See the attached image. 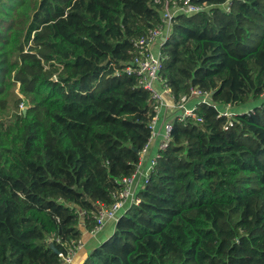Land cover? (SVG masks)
I'll list each match as a JSON object with an SVG mask.
<instances>
[{
  "label": "trees",
  "instance_id": "trees-1",
  "mask_svg": "<svg viewBox=\"0 0 264 264\" xmlns=\"http://www.w3.org/2000/svg\"><path fill=\"white\" fill-rule=\"evenodd\" d=\"M163 10L0 0V264H59L50 242L65 251L82 238L135 171L155 107L124 67ZM162 55L176 99L200 87L235 108L259 100L264 0L177 16ZM196 113L174 120L141 203L82 264H264V103L228 129L215 107Z\"/></svg>",
  "mask_w": 264,
  "mask_h": 264
},
{
  "label": "built area",
  "instance_id": "built-area-1",
  "mask_svg": "<svg viewBox=\"0 0 264 264\" xmlns=\"http://www.w3.org/2000/svg\"><path fill=\"white\" fill-rule=\"evenodd\" d=\"M155 1L164 6L161 23L151 28L146 36L134 42L132 59L124 67V70L128 74L136 75L140 86L150 90L152 93L155 107V115L151 122L152 134L140 152V160L135 171L120 180V183L123 185L122 189L112 193L114 198L113 203L110 205L100 203L98 209L92 211L95 220L94 227L89 230V233L92 235H96L101 231L109 219H115L118 222L132 205L141 203L142 198L140 192L148 184L152 170L160 157V152L168 147L171 140L174 121H167L164 124L162 141L159 144L157 152L148 157L152 141L158 132L157 124L163 107L171 104L174 108V120L178 119L181 122H185L188 118L200 119L196 113L199 104L205 103L211 105L218 110V117H225L227 119L224 128L228 129L233 125L234 115L237 113L251 112L255 106H258L255 105L247 111L237 112L231 103H217L213 99L212 90H205L200 87H193L190 94L176 99L171 87L166 84L161 74L163 68L162 48L171 34L177 16L183 14L192 15L201 12L211 13L215 7H220L229 13L232 11L235 0H225L218 4H210L207 0ZM257 101L264 103V92ZM191 102L193 103L190 104ZM24 107L25 103H22L20 109ZM81 214L83 216H90L86 211H81ZM84 246L85 243L82 238L71 241L65 251H59V264H71L78 251Z\"/></svg>",
  "mask_w": 264,
  "mask_h": 264
},
{
  "label": "crops",
  "instance_id": "crops-1",
  "mask_svg": "<svg viewBox=\"0 0 264 264\" xmlns=\"http://www.w3.org/2000/svg\"><path fill=\"white\" fill-rule=\"evenodd\" d=\"M193 102H191L190 104H192ZM174 108L173 106L170 104L168 106H165L162 108V111L160 112V117H159V121L157 124V134L155 135L151 147H150V153L148 155V157H150V155H154L159 147V144L162 141V133L164 130V124L167 121H174ZM116 224L117 221L115 219H109L105 226L103 227V229L101 231H99L96 235H92L89 233V229L86 227L85 224L81 225V229H82V239L85 243V246L78 251V253L76 254L73 262L71 264H82L86 257L88 256V254L98 245H100L103 241H105L106 239H108L114 232L115 228H116Z\"/></svg>",
  "mask_w": 264,
  "mask_h": 264
},
{
  "label": "rangeland",
  "instance_id": "rangeland-1",
  "mask_svg": "<svg viewBox=\"0 0 264 264\" xmlns=\"http://www.w3.org/2000/svg\"><path fill=\"white\" fill-rule=\"evenodd\" d=\"M260 103H262V102H260V101L251 102V103H249V104H247V105H242V106H240V107H236L235 110H236L237 112L247 111L249 108H252V107H254L255 105H259ZM20 106H21V104H20Z\"/></svg>",
  "mask_w": 264,
  "mask_h": 264
},
{
  "label": "water",
  "instance_id": "water-1",
  "mask_svg": "<svg viewBox=\"0 0 264 264\" xmlns=\"http://www.w3.org/2000/svg\"><path fill=\"white\" fill-rule=\"evenodd\" d=\"M50 246L54 249L56 253H59V249L55 246V243L53 241L50 242Z\"/></svg>",
  "mask_w": 264,
  "mask_h": 264
}]
</instances>
